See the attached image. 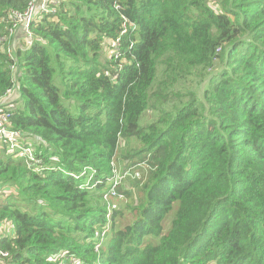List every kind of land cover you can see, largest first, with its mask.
<instances>
[{
	"label": "trees",
	"instance_id": "obj_1",
	"mask_svg": "<svg viewBox=\"0 0 264 264\" xmlns=\"http://www.w3.org/2000/svg\"><path fill=\"white\" fill-rule=\"evenodd\" d=\"M30 1L0 0V264H264V0H58L14 50Z\"/></svg>",
	"mask_w": 264,
	"mask_h": 264
},
{
	"label": "built area",
	"instance_id": "obj_2",
	"mask_svg": "<svg viewBox=\"0 0 264 264\" xmlns=\"http://www.w3.org/2000/svg\"><path fill=\"white\" fill-rule=\"evenodd\" d=\"M57 4L58 0H31L26 8L21 11H12L9 14L8 22L6 30H8L9 36L13 37L15 34V31L21 30L23 34L25 35V39L27 41V46L30 45L32 37H31V25L33 23H38L43 16L45 15H54L57 11ZM116 5V4H115ZM116 9H120L118 5L115 6ZM123 28H126V23H123ZM133 29V27H132ZM124 32V29L122 33ZM4 38H0V41H3ZM218 51V50H217ZM14 61L16 59L14 58ZM13 68V66H11ZM8 92V91H7ZM10 94V93H9ZM8 94V95H9ZM7 95V96H8ZM8 107V108H5ZM9 109H12L11 105L4 106L2 103H0V140L5 139L6 142L9 143L10 149H14L18 147V140L20 138L19 132L11 131L7 127V119L9 117ZM27 155V158L29 160V166L35 164L31 153L23 151ZM138 177V174L131 173V172H125L122 175H117V178L115 179L114 185L117 186V188L121 185L122 181L126 178H135ZM117 188H112L108 194L104 196L105 202L108 205V210L113 209L115 206L110 205V201L118 198V194L116 192ZM8 254L6 252H3L0 250V259L6 258ZM3 263V262H1Z\"/></svg>",
	"mask_w": 264,
	"mask_h": 264
},
{
	"label": "rangeland",
	"instance_id": "obj_3",
	"mask_svg": "<svg viewBox=\"0 0 264 264\" xmlns=\"http://www.w3.org/2000/svg\"><path fill=\"white\" fill-rule=\"evenodd\" d=\"M131 169L134 170V172H137L138 176L140 174V178H141V174H144L147 172L146 167L143 165L131 167ZM119 192L123 193L124 197L123 198H117V199H114L112 201V203L116 206V209L122 213V215L117 216L114 220L116 226H121L124 223L132 222L135 215H136V211H131L130 209L126 208L127 205H132V202H131L130 198L125 196L123 185L120 187ZM4 193L5 192H3V194ZM109 224H110V222H109ZM3 226H4L3 228H1V226H0V231L10 232V229H8L9 227L7 225H3ZM169 226L170 225H169L168 221L165 220L163 222L164 232H166L168 230Z\"/></svg>",
	"mask_w": 264,
	"mask_h": 264
},
{
	"label": "crops",
	"instance_id": "obj_4",
	"mask_svg": "<svg viewBox=\"0 0 264 264\" xmlns=\"http://www.w3.org/2000/svg\"><path fill=\"white\" fill-rule=\"evenodd\" d=\"M11 47L14 50L27 48V41L25 39V35L23 34V32L20 29L15 31V34H14L13 39L11 41ZM15 98H16V95L14 94L12 97H10L7 100L3 99L2 102L5 104H8V105H11L13 107L12 101L15 100Z\"/></svg>",
	"mask_w": 264,
	"mask_h": 264
},
{
	"label": "clouds",
	"instance_id": "obj_5",
	"mask_svg": "<svg viewBox=\"0 0 264 264\" xmlns=\"http://www.w3.org/2000/svg\"><path fill=\"white\" fill-rule=\"evenodd\" d=\"M137 166H140V165H137ZM127 172H130V171H127ZM133 173H136V174H138L137 172H133ZM138 178V177H137ZM131 179H133V178H129L128 180H131ZM127 181V180H126ZM125 184H126V182H125ZM124 184V185H125ZM116 192H117V194H118V198H123L124 197V195L123 194H121V193H119V190H117L116 189ZM117 199V198H116ZM114 205V204H113ZM115 206V205H114Z\"/></svg>",
	"mask_w": 264,
	"mask_h": 264
}]
</instances>
